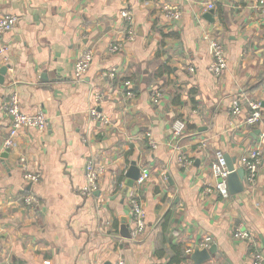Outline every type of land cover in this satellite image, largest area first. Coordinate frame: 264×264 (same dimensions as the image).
<instances>
[{
  "label": "crops",
  "instance_id": "0c3cea01",
  "mask_svg": "<svg viewBox=\"0 0 264 264\" xmlns=\"http://www.w3.org/2000/svg\"><path fill=\"white\" fill-rule=\"evenodd\" d=\"M259 1L0 0V15L19 19L0 38L8 48L0 59V71L8 68L0 81V264H114L119 256L127 264H194L186 251L208 237V250L216 252L203 264H253L256 248L264 253V143L255 188L244 183V191L228 199L205 194L217 183L210 168L218 152L237 166L259 143L260 134H253L261 129L245 125L252 102L260 104L264 122ZM208 2L215 5L213 22L206 18ZM165 6L181 11L182 19L168 21ZM126 9L135 16V41L126 42ZM206 33L226 49L222 77L209 71ZM120 43L123 50L111 53ZM84 49L94 60L77 81L73 65ZM112 70L114 80L105 76ZM155 90L163 98L154 106ZM12 93L25 113H44L49 128L21 131L2 159L11 125L3 106ZM96 95L104 96L101 103ZM239 96L244 109L235 119ZM94 108L101 117L92 116ZM178 119L188 131L173 142ZM92 157L106 170L86 198L80 191ZM181 157L192 166L183 168ZM133 166L149 174L141 189L146 229L139 235L133 234L126 176ZM26 173L40 174L41 181L27 183ZM27 195L39 205L26 206ZM238 228L254 243L237 238Z\"/></svg>",
  "mask_w": 264,
  "mask_h": 264
},
{
  "label": "built area",
  "instance_id": "2783aa9c",
  "mask_svg": "<svg viewBox=\"0 0 264 264\" xmlns=\"http://www.w3.org/2000/svg\"><path fill=\"white\" fill-rule=\"evenodd\" d=\"M207 11H213L215 5L212 2L206 4ZM258 8L260 9L262 15L264 16V0H260L258 3ZM164 17L170 22H177L182 19V12L177 9H172L168 6L163 8ZM121 18L125 23V36L127 41H135L136 39V28H135V16L130 10H123L121 12ZM19 23V19L16 16L2 14L0 15V38L7 33L12 32ZM209 46L210 55L212 57V63L209 67V71L213 73L216 77H222L226 72L228 67L226 49L223 43L215 36L210 33H206L203 39ZM124 48V43L116 44L111 49V53L121 52ZM8 48L6 46H0V59L5 60ZM94 60V52L90 49H84L79 55L78 59L73 65V75L77 81H82L84 77L88 74L92 67ZM193 72V69H190ZM105 76L114 80L116 76V71L112 70ZM125 92L128 98L134 97L133 87L130 82L124 83ZM163 98L161 91L155 90L151 95L152 105H158ZM104 99L103 95H96V103H101ZM233 108L231 115L235 119H239L243 114V103L242 98L236 97L233 101ZM249 107L251 109V116L246 118L245 125L252 128H260L261 133L259 136V143H257L254 148L247 151L240 159V164L236 166L234 171L238 169H244L245 178L244 183L247 189H253L257 186L258 176L263 164V151L262 145L264 143V122L261 113V106L258 103H250ZM3 112L6 117L10 119V131L8 137L5 139L3 150L9 151L15 146L16 138L19 133L23 130H37L39 132H45L49 128V122L44 113L38 114H27L23 111L18 94L12 93L6 103L3 106ZM92 116L99 118L101 115L98 113L96 108L92 109ZM188 125L185 120H176L172 125V140L173 142H179L187 133ZM150 141L151 136L148 134ZM153 148H156L154 142L151 143ZM180 164L183 168L187 169L192 166V162L185 157L179 158ZM106 168L98 162L95 157L90 158L85 166L84 176L85 185L81 189L80 193L83 197L90 198L98 190L99 181L105 173ZM211 174L217 181L215 186L208 187L205 190V194L216 193L220 195L223 199H228L230 193L227 186V179L231 172L227 169L226 158L222 152L216 154V160L211 164ZM40 174L26 173L24 175V180L27 183L38 184L41 181ZM149 179V174L144 173L135 182L134 186L131 188V193L129 196V204L131 207L133 215V225L134 235L142 234L146 229V212L141 197V189L145 181ZM221 181V182H219ZM26 206H37L39 205V200L34 195H27L24 198ZM235 236L239 239H247L250 243H254L252 237L242 228L236 230ZM212 243L211 238H205L204 241L197 245L200 250L208 249ZM195 249H188L186 255L189 256L194 252ZM253 264H264V253L256 248L252 254ZM114 264H127L122 256L117 257Z\"/></svg>",
  "mask_w": 264,
  "mask_h": 264
},
{
  "label": "water",
  "instance_id": "95a60500",
  "mask_svg": "<svg viewBox=\"0 0 264 264\" xmlns=\"http://www.w3.org/2000/svg\"><path fill=\"white\" fill-rule=\"evenodd\" d=\"M213 14L214 11H210L207 13L206 18L209 21L213 22ZM7 67L3 68L0 71V81L3 83V78L7 72ZM260 134V131L256 130L255 134H253V137L257 139L258 135ZM9 152L6 151L1 155L2 159H6L8 157ZM226 165L227 169L231 172V174L228 176L227 179V186L229 193L231 195H237L240 194L244 191V178H245V171L244 169H238L237 171H234L236 169V160L235 159H230L226 157ZM128 181H127V186L129 188H132L135 184V182L141 177V171L133 166L130 168L129 172L126 174ZM221 182V181H219ZM126 230H124V233ZM127 238H131L129 234H126ZM216 252V247H212L209 250L208 249H203L200 250L199 247H196L193 254L191 255V260L194 264H203L211 259V256L215 254Z\"/></svg>",
  "mask_w": 264,
  "mask_h": 264
}]
</instances>
